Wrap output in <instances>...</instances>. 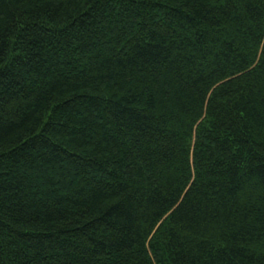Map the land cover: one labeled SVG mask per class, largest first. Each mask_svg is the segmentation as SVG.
Segmentation results:
<instances>
[{
	"label": "trees",
	"instance_id": "obj_1",
	"mask_svg": "<svg viewBox=\"0 0 264 264\" xmlns=\"http://www.w3.org/2000/svg\"><path fill=\"white\" fill-rule=\"evenodd\" d=\"M0 264H264V0H0Z\"/></svg>",
	"mask_w": 264,
	"mask_h": 264
}]
</instances>
